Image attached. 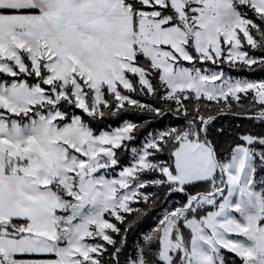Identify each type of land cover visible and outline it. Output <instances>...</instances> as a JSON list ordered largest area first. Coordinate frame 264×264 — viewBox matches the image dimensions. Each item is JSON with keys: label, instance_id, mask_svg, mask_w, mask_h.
Returning <instances> with one entry per match:
<instances>
[{"label": "snow or ice", "instance_id": "obj_1", "mask_svg": "<svg viewBox=\"0 0 264 264\" xmlns=\"http://www.w3.org/2000/svg\"><path fill=\"white\" fill-rule=\"evenodd\" d=\"M225 67L264 72V0H0V264H264V79Z\"/></svg>", "mask_w": 264, "mask_h": 264}, {"label": "trees", "instance_id": "obj_2", "mask_svg": "<svg viewBox=\"0 0 264 264\" xmlns=\"http://www.w3.org/2000/svg\"><path fill=\"white\" fill-rule=\"evenodd\" d=\"M212 66V65H210ZM225 72L231 74L232 76L234 77H237V78H249V79H264V72H260V71H257V72H254V73H249V72H236L235 70H231V69H227L225 67ZM77 113L79 114V110H76ZM128 119H133L134 121H138V118H135V117H127ZM123 120L122 119H111L109 121H107L106 124H103V125H98L96 126L97 127V130H104V129H108L109 127L110 128H115V127H118L122 124ZM166 124H169V125H177V120L175 118H172L168 121H165ZM237 124H242L243 128H248L250 127V124L249 122L247 121H241L239 120L238 118H234V117H221L220 118V123L218 124V127L219 126H223L224 129H225V133H226V139L230 138L232 135L235 134V132L237 131L236 129V125ZM140 143V140H137L134 142L135 145H139ZM122 163L126 164L129 162V156L127 154H125L123 157H122ZM143 207V206H141ZM157 212H159V209H157ZM135 215V214H133ZM155 219V216H152L145 224V226H148V225H151L153 220ZM123 227V226H121ZM136 236V233H132L129 235V245L131 246L132 244V241L133 239L135 238ZM129 255H131V252L129 251ZM226 258H227V261L229 264H239V259L236 258L234 256V254L232 253H227L226 254Z\"/></svg>", "mask_w": 264, "mask_h": 264}, {"label": "rangeland", "instance_id": "obj_3", "mask_svg": "<svg viewBox=\"0 0 264 264\" xmlns=\"http://www.w3.org/2000/svg\"><path fill=\"white\" fill-rule=\"evenodd\" d=\"M185 66H190V65H187V63L185 62ZM203 67H205V68H209L210 70H218L217 69V67L215 66V65H212V66H210V65H207V64H205V65H203ZM226 73V75H231V74H229V73H227V72H225ZM232 76V75H231ZM234 77V76H233ZM235 78H237V77H235ZM254 80H261V79H254ZM122 164H124V163H122ZM128 163H126V164H124V165H127ZM228 252L226 251V250H223V255H224V258H225V261H226V264H229L228 263V261H227V258H226V254H227Z\"/></svg>", "mask_w": 264, "mask_h": 264}]
</instances>
